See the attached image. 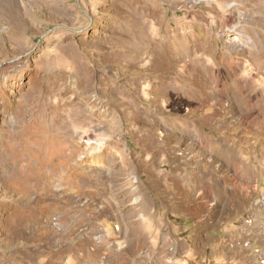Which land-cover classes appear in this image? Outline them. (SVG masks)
I'll use <instances>...</instances> for the list:
<instances>
[{
	"label": "rangeland",
	"instance_id": "rangeland-1",
	"mask_svg": "<svg viewBox=\"0 0 264 264\" xmlns=\"http://www.w3.org/2000/svg\"><path fill=\"white\" fill-rule=\"evenodd\" d=\"M0 264H264V0H0Z\"/></svg>",
	"mask_w": 264,
	"mask_h": 264
},
{
	"label": "bare ground",
	"instance_id": "bare-ground-1",
	"mask_svg": "<svg viewBox=\"0 0 264 264\" xmlns=\"http://www.w3.org/2000/svg\"><path fill=\"white\" fill-rule=\"evenodd\" d=\"M168 37H170V36H168ZM180 37H181V36H180ZM174 38H175V37H174ZM178 38H179V37H178ZM172 40H173V39H172ZM176 40H177V38L175 39V41H176ZM169 51H170V50H169ZM169 51H168V52H169ZM168 52H167V53H168ZM170 53H171V51H170ZM168 55H169V54H168ZM198 64H199V63H198ZM200 66H201V65H200ZM201 68H202V67H201ZM220 68H221V67H220ZM202 69H203V68H202ZM215 69H216V68H215ZM223 69H224V68H223ZM227 70H228V69H227ZM201 71H202V70H200V72H201ZM221 71H222V70H221ZM212 72H213V71H212ZM214 72H215V71H214ZM216 72H217V71H216ZM216 72H215V74H216ZM227 72H228V71H227ZM228 73H230V72H228ZM217 74H218V73H217ZM219 74H220V72H219ZM221 74H222V72H221ZM223 75H224V74H223ZM229 75H230V74H229ZM215 77H217V75H216ZM218 77H219V76H218ZM222 78H223V76H222ZM230 78H231V76H230ZM219 79H221V77H219ZM224 79H225V78H224ZM221 80H222V82H224L223 79H221ZM221 80H220V82H221ZM231 80H232V79H231ZM216 82H219V80H218V81L216 80ZM219 84H220V83H219ZM216 85H217V84H216ZM216 85H215V86H216ZM222 85H224V84H221V86H222ZM233 85H234V84H233ZM217 86H218V85H217ZM221 86H220V87H221ZM224 86H225V85H224ZM227 86H228V85H227ZM230 86H231V90H232V83H231ZM229 88H230V87H229ZM221 89H222V88H221ZM221 89H220V90H221ZM223 89H224V88H223ZM224 90H225V89H224ZM227 90H228V89H227ZM235 90H236V89H235ZM218 91H219V89H218ZM221 91L223 92V90H221ZM228 91L230 92V90H228ZM231 92H232V91H231ZM219 93H220V92H219ZM223 93H225V92H223ZM226 94H227V93H226ZM77 166H78V165H77ZM64 182H66V180H64ZM66 188H67V187H66ZM69 190H70V189H69ZM60 191L63 192V191H64V188L61 189ZM69 192H70V191H69ZM59 193H60V192H59ZM64 194H65V193H64ZM60 196H61V195H60ZM64 196H65V195H64ZM64 196H63V197H64ZM66 196H67V195H66ZM66 196H65V197H66ZM68 196H69V195H68ZM60 199H62V198H60ZM66 200H67V199H66ZM66 203H67V202H66ZM63 204H64V203H63Z\"/></svg>",
	"mask_w": 264,
	"mask_h": 264
}]
</instances>
